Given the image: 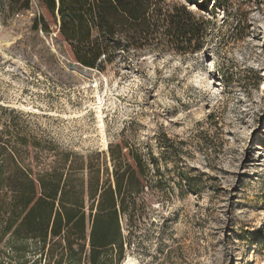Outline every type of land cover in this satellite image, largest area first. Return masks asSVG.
<instances>
[{"label": "rangeland", "instance_id": "rangeland-1", "mask_svg": "<svg viewBox=\"0 0 264 264\" xmlns=\"http://www.w3.org/2000/svg\"><path fill=\"white\" fill-rule=\"evenodd\" d=\"M167 1L204 21L197 42L95 69L72 58L40 1L0 0V163L5 176L12 158L63 178L91 166L102 181L110 150L136 147L146 182L106 264H264V0ZM39 14L48 32L31 28ZM94 207L85 194L86 217ZM61 244L4 237L0 264H56Z\"/></svg>", "mask_w": 264, "mask_h": 264}, {"label": "trees", "instance_id": "trees-1", "mask_svg": "<svg viewBox=\"0 0 264 264\" xmlns=\"http://www.w3.org/2000/svg\"><path fill=\"white\" fill-rule=\"evenodd\" d=\"M38 1L56 20V34L72 58L86 68L103 69L116 57L125 60L143 47L190 48L191 42H197L205 33L202 19L193 17L184 5H172L167 0ZM10 2L24 9L31 0ZM48 26L39 14L33 18L31 28L48 32ZM110 158L112 177L102 181L98 170L91 166L85 178L71 177L82 167L71 168L75 171L63 178L54 171L33 175L12 158L5 176V167L0 163V210L4 215L0 219V239L33 240L42 248L48 239H59L62 244L56 264L63 259L62 264L109 262L106 252L122 248L121 216L136 203L146 182V160L136 147L131 146L126 153L110 150ZM85 194L95 206L87 217ZM87 225L88 252L83 242Z\"/></svg>", "mask_w": 264, "mask_h": 264}, {"label": "bare ground", "instance_id": "bare-ground-1", "mask_svg": "<svg viewBox=\"0 0 264 264\" xmlns=\"http://www.w3.org/2000/svg\"><path fill=\"white\" fill-rule=\"evenodd\" d=\"M97 117L99 119V123L101 125V114H100V111L97 112ZM126 264H132V261L130 259L127 260Z\"/></svg>", "mask_w": 264, "mask_h": 264}]
</instances>
